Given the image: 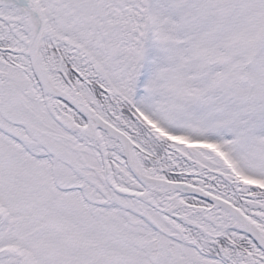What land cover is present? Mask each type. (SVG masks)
<instances>
[{
  "label": "snow or ice",
  "instance_id": "obj_1",
  "mask_svg": "<svg viewBox=\"0 0 264 264\" xmlns=\"http://www.w3.org/2000/svg\"><path fill=\"white\" fill-rule=\"evenodd\" d=\"M0 264H264V0H0Z\"/></svg>",
  "mask_w": 264,
  "mask_h": 264
}]
</instances>
